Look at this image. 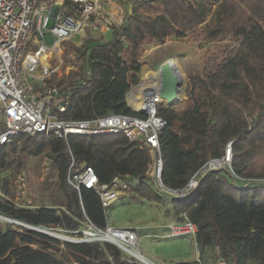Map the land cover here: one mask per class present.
Returning <instances> with one entry per match:
<instances>
[{
    "label": "trees",
    "instance_id": "obj_1",
    "mask_svg": "<svg viewBox=\"0 0 264 264\" xmlns=\"http://www.w3.org/2000/svg\"><path fill=\"white\" fill-rule=\"evenodd\" d=\"M110 29L104 43L75 49L76 68L68 76H51L49 83L67 98L66 113L73 119L141 115L126 93L139 81L146 45L169 36L216 43L204 52L201 73L189 77L185 107L157 106L166 120L158 133L160 178L168 189H182L204 163L223 156L228 141L230 168L207 171L193 192L176 197L155 189L146 176L148 148L123 133L22 136L19 145H0V215L70 236L87 223L104 229L112 204L104 208L95 189L67 182L70 168L89 166L99 184L117 176L134 195L168 202L175 222L196 226L198 250L211 249L215 262L264 264V181H252L264 179V0H136ZM42 155L57 172L60 203L15 204L12 178ZM0 264L137 263L108 241H63L0 219Z\"/></svg>",
    "mask_w": 264,
    "mask_h": 264
},
{
    "label": "built area",
    "instance_id": "obj_2",
    "mask_svg": "<svg viewBox=\"0 0 264 264\" xmlns=\"http://www.w3.org/2000/svg\"><path fill=\"white\" fill-rule=\"evenodd\" d=\"M108 1L104 0L106 3ZM34 5L35 0H0V145H19L22 136L37 133H52L64 139L68 135L123 133L129 140H138L148 148L150 163L146 176L150 173L155 189L176 197H185L193 192L200 177L207 171L230 168L232 141L227 142L222 157L209 159L191 175L182 189L170 190L163 185L160 178L162 160L158 133L166 126V120L157 114V106L163 104L157 90L144 87L140 98H132L137 105L134 111L141 115L111 114L90 119L71 118L66 113L67 98L64 93L49 83L52 75L68 76L74 69L73 64L65 65L61 57L63 44L73 40L67 53L71 51L70 56L73 63H76V48L84 44H102L107 40L103 31L110 29L112 24L119 25L123 18L114 20L107 14L100 0H49L48 3H41L38 8ZM50 18L53 24L47 29ZM43 29H47L54 37L50 46L43 43ZM128 94L126 97L129 99ZM67 182L77 190L80 186L95 189L104 208L115 203L129 186L127 180L117 176L110 184H99L89 166L81 171L70 168ZM195 233L196 226L189 221L168 225L169 237L191 235L194 238ZM73 235L77 236L75 239L79 242H118L127 251L140 254L137 246L139 238L134 230L110 225L101 229L87 223L74 231ZM218 264L225 263L220 260Z\"/></svg>",
    "mask_w": 264,
    "mask_h": 264
},
{
    "label": "rangeland",
    "instance_id": "obj_3",
    "mask_svg": "<svg viewBox=\"0 0 264 264\" xmlns=\"http://www.w3.org/2000/svg\"><path fill=\"white\" fill-rule=\"evenodd\" d=\"M48 1L35 0L34 7L38 8L41 3H48ZM129 1L132 0H117L118 3L120 2L122 4L128 3ZM133 1L135 2L136 0ZM124 14L125 12L122 13V15ZM35 22L36 20L33 21L34 33L36 32ZM52 24L53 20L50 18L47 23V29ZM47 29L42 30L44 35L43 43L50 46L54 41V37ZM72 45L73 40L66 41L63 44L61 57L64 59L65 65L73 64V70H75L77 64L76 58V63H73V59L70 56L71 51L67 53V50L71 49ZM213 46H216V43H210L206 40L195 42L186 37L176 38L172 36L167 37L161 44L146 45L140 61L139 81L132 85L128 92L139 85L149 87L153 83L154 72H157L158 65L164 60L175 58L180 68L182 82L179 86L177 100L174 104L179 103L178 110H182L185 107V100L187 98L186 90L189 77L201 73L203 54L206 49L212 48ZM132 106L136 107L137 105L133 104ZM9 188L11 192L9 198L20 206L37 207L41 205H57L60 203L57 187V172L49 164V159L46 155L30 158L26 168L15 178H12ZM172 218L171 209L166 206V202H149L140 197H134L131 194L121 196L114 204V207L108 209V223L114 227L121 225L125 228H131L135 225H142L145 226V231H149L151 229L150 226L157 227L158 224H162L163 222L168 223ZM15 226L24 228L17 224ZM54 230L49 231L71 238H77V236L66 234L59 228ZM137 246L141 255L143 253L144 255L154 257L162 264H176L186 261H195L198 264H218L220 261H214L211 249L200 252L190 235L159 240L142 238L139 240ZM197 254L199 257H197ZM137 262L139 261L137 260Z\"/></svg>",
    "mask_w": 264,
    "mask_h": 264
},
{
    "label": "crops",
    "instance_id": "obj_4",
    "mask_svg": "<svg viewBox=\"0 0 264 264\" xmlns=\"http://www.w3.org/2000/svg\"><path fill=\"white\" fill-rule=\"evenodd\" d=\"M102 6L105 8V11L107 12V14L109 16H111L114 20L118 21V19H120L121 17L123 18L122 16V13L123 12H130L131 9H132V5L134 4V1H129L128 3H118L117 0H109L107 3L104 2V0H100ZM104 35L106 36L107 40L110 38L111 36V29H107V30H104ZM106 40V41H107ZM104 43V42H103ZM93 44V43H92ZM128 100L127 104L128 106L134 110V106L133 103H131L129 101V99H127L126 97V101ZM150 180V176L148 174L147 176ZM153 182V181H152ZM129 194H131L132 196L134 197H140L138 195H134V193L131 191V190H127L125 192H123L121 194V196H128ZM120 196V197H121ZM141 198V197H140ZM143 199V198H141ZM119 200V199H118ZM117 200V201H118ZM116 201V202H117ZM115 202V203H116ZM114 203V204H115ZM114 204H112L110 207L113 208L114 207ZM166 206L169 207V209H171V205L167 202L166 203ZM171 214L173 215V218L171 221H169L168 223H162V224H158L157 227L156 226H150L151 229L149 231H145L144 228L145 226H142V225H135L131 228H125L124 226H118V227H114V228H122V229H130V230H134L137 232V235H138V238L139 240L142 239V238H147V239H154V240H159V239H169V238H175V237H169L168 236V225L172 222H175L179 219V217H176L172 211H171ZM109 224V223H108ZM110 225V224H109ZM111 226V225H110ZM153 227V228H152ZM191 236V235H190ZM191 239L192 241H194V238L191 236ZM195 242V241H194ZM196 245V244H195ZM140 252V251H139ZM141 254V252H140ZM142 255L147 259L149 260L150 262L154 263V264H162L160 262H158L154 257H150V256H147V255H144L142 253ZM186 262H191V261H186Z\"/></svg>",
    "mask_w": 264,
    "mask_h": 264
},
{
    "label": "water",
    "instance_id": "obj_5",
    "mask_svg": "<svg viewBox=\"0 0 264 264\" xmlns=\"http://www.w3.org/2000/svg\"><path fill=\"white\" fill-rule=\"evenodd\" d=\"M157 69H158L159 76H160L159 86L157 89L159 96L161 97V99L165 100V102H163V103H165V105H168V106L173 105L177 100V94L179 92V86L182 82L181 76L178 74V72L175 70V68H173L168 63V60H164L163 62H161L158 65ZM127 94H128V92L126 93V96H127ZM0 219L7 221V222H10L12 224H17V225H20V226H23L26 228L33 229L35 231L47 234V235L54 237V238L61 239L63 241H68V242H76L77 241L75 238L67 237L64 235L59 238V237H57V235H55L54 233L50 232L47 229L32 226V225L14 220V219L6 217V216L0 215ZM114 243L121 250H123L124 252H127V250L120 243H118V242H114ZM130 256H132L133 258H136L137 260H139L143 264H154L152 262L146 261L145 259L136 257L133 254Z\"/></svg>",
    "mask_w": 264,
    "mask_h": 264
},
{
    "label": "bare ground",
    "instance_id": "obj_6",
    "mask_svg": "<svg viewBox=\"0 0 264 264\" xmlns=\"http://www.w3.org/2000/svg\"><path fill=\"white\" fill-rule=\"evenodd\" d=\"M168 60V63L173 67V68H175V70L178 72V74L181 76V74H180V68H179V66H178V63H177V61H176V59L175 58H169V59H167ZM155 73V75L153 76V83L149 86V87H147V86H144V85H139V86H137V87H135L134 89H132V90H130V92H129V94H128V97H129V101L131 102V103H133V99L134 98H140V94L143 92V89H144V87H147V88H149V90H157L158 89V86H159V81H160V76H159V72H158V70H157V72H154ZM153 73V74H154ZM181 79H182V77H181ZM133 98V99H132ZM165 100H161V102H164ZM128 102V101H127ZM134 104V103H133ZM55 231V230H54ZM52 233H54L55 235H57V237H61V236H63V235H60V234H57V233H55V232H52ZM127 254L129 253V255H132V254H134L136 257H139V258H142V259H145V257L143 256V255H141V254H139L138 252H131V251H127L126 252ZM146 260V259H145ZM147 261V260H146Z\"/></svg>",
    "mask_w": 264,
    "mask_h": 264
}]
</instances>
